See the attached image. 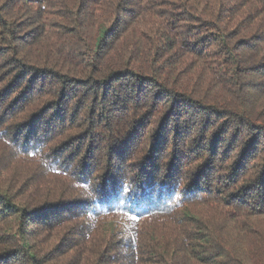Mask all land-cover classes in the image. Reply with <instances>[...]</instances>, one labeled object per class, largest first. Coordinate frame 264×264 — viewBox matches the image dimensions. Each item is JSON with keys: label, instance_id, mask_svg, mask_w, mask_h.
<instances>
[{"label": "trees", "instance_id": "1", "mask_svg": "<svg viewBox=\"0 0 264 264\" xmlns=\"http://www.w3.org/2000/svg\"><path fill=\"white\" fill-rule=\"evenodd\" d=\"M0 264H264V0H0Z\"/></svg>", "mask_w": 264, "mask_h": 264}]
</instances>
